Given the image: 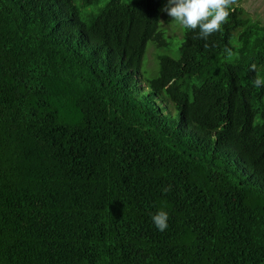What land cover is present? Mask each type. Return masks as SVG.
Here are the masks:
<instances>
[{
  "label": "trees",
  "instance_id": "obj_1",
  "mask_svg": "<svg viewBox=\"0 0 264 264\" xmlns=\"http://www.w3.org/2000/svg\"><path fill=\"white\" fill-rule=\"evenodd\" d=\"M164 1L0 0V264H264V24Z\"/></svg>",
  "mask_w": 264,
  "mask_h": 264
},
{
  "label": "clouds",
  "instance_id": "obj_2",
  "mask_svg": "<svg viewBox=\"0 0 264 264\" xmlns=\"http://www.w3.org/2000/svg\"><path fill=\"white\" fill-rule=\"evenodd\" d=\"M232 2L233 0H166L161 11L170 18V22H175L185 30L198 29L199 37L207 39L227 23ZM250 71L257 73L255 66ZM254 86L264 87V77L257 74ZM151 220L160 232L169 227V214L166 211L156 212Z\"/></svg>",
  "mask_w": 264,
  "mask_h": 264
},
{
  "label": "rangeland",
  "instance_id": "obj_3",
  "mask_svg": "<svg viewBox=\"0 0 264 264\" xmlns=\"http://www.w3.org/2000/svg\"><path fill=\"white\" fill-rule=\"evenodd\" d=\"M164 1L161 4V8L163 7ZM235 5L238 7H242L245 11L250 14L255 20L260 21L264 24V0H233ZM80 4V2H79ZM161 24L159 26V31L165 32L167 42L170 45V49H168L173 53H169L168 50L159 51L155 49V45L153 42H150L147 46L146 56L142 63L141 69L144 73H146L150 77H156L159 75V62H157V57L169 55L174 56V54L178 53L180 45L182 43V35L183 28L176 24L175 22H170V18L161 11ZM186 30L184 29V33ZM184 38V36H183ZM175 39H182L180 41ZM176 56L179 57L178 54Z\"/></svg>",
  "mask_w": 264,
  "mask_h": 264
}]
</instances>
